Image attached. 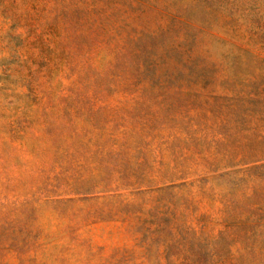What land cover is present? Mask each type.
I'll return each mask as SVG.
<instances>
[{"label":"rangeland","instance_id":"1","mask_svg":"<svg viewBox=\"0 0 264 264\" xmlns=\"http://www.w3.org/2000/svg\"><path fill=\"white\" fill-rule=\"evenodd\" d=\"M0 264H264V0H0Z\"/></svg>","mask_w":264,"mask_h":264}]
</instances>
